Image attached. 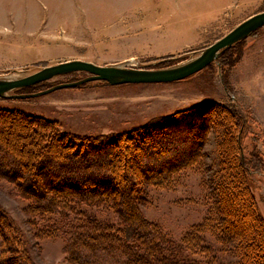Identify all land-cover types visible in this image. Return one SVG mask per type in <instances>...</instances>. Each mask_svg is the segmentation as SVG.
<instances>
[{
    "label": "rangeland",
    "instance_id": "rangeland-1",
    "mask_svg": "<svg viewBox=\"0 0 264 264\" xmlns=\"http://www.w3.org/2000/svg\"><path fill=\"white\" fill-rule=\"evenodd\" d=\"M261 12L264 0H0V79L23 78L75 60L136 69L180 65ZM232 53L236 55L229 66L214 62L178 82L120 86L91 82L35 98H0V108L42 117L76 136L105 137L199 105L216 110L232 106L247 126L242 156L258 167L246 183L264 221V163L258 164L264 162V27ZM85 77L84 72L57 76L33 93ZM222 131L217 122L207 137L201 168L183 171L170 189L139 185L146 201L141 206L144 217L178 244L211 206ZM12 189L0 179V206L21 229L34 262L72 264L63 252L67 238L57 228L45 234L44 227L55 223L32 218L28 203L13 197ZM89 212L117 221L112 210ZM204 246L210 248L208 257L190 259L227 264L224 249L210 234L204 235Z\"/></svg>",
    "mask_w": 264,
    "mask_h": 264
},
{
    "label": "trees",
    "instance_id": "trees-1",
    "mask_svg": "<svg viewBox=\"0 0 264 264\" xmlns=\"http://www.w3.org/2000/svg\"><path fill=\"white\" fill-rule=\"evenodd\" d=\"M240 43L215 63L229 66ZM217 122L223 131L212 203L178 244L144 217L139 185L170 189L183 171L200 169ZM246 132L232 106L199 105L105 137L76 136L42 117L0 108V179L13 186V197L28 203L32 218L55 223L44 232H62L72 264H202L190 257L210 255L205 234L222 246L227 264H264V221L246 183L258 166L242 156ZM89 209L112 210L117 221L98 219ZM0 264H36L21 229L1 206Z\"/></svg>",
    "mask_w": 264,
    "mask_h": 264
},
{
    "label": "water",
    "instance_id": "water-1",
    "mask_svg": "<svg viewBox=\"0 0 264 264\" xmlns=\"http://www.w3.org/2000/svg\"><path fill=\"white\" fill-rule=\"evenodd\" d=\"M264 27V12L255 14L242 22L229 34L202 50L187 62L160 69H136L126 66H98L84 61H68L18 79H0L1 99H28L49 94L51 92L78 88L91 82H105L110 86L126 84H163L182 81L199 73L235 44L247 39L251 34ZM84 72L87 77L72 83L56 85L45 91L31 94H12V92L47 82L57 76Z\"/></svg>",
    "mask_w": 264,
    "mask_h": 264
}]
</instances>
